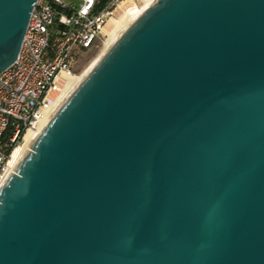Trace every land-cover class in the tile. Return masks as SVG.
<instances>
[{"label":"water","instance_id":"obj_1","mask_svg":"<svg viewBox=\"0 0 264 264\" xmlns=\"http://www.w3.org/2000/svg\"><path fill=\"white\" fill-rule=\"evenodd\" d=\"M36 0H0V71ZM0 183V264H264V0H153Z\"/></svg>","mask_w":264,"mask_h":264},{"label":"built area","instance_id":"obj_2","mask_svg":"<svg viewBox=\"0 0 264 264\" xmlns=\"http://www.w3.org/2000/svg\"><path fill=\"white\" fill-rule=\"evenodd\" d=\"M96 0H36L16 58L0 71V183L27 130L49 120L61 102L65 80L80 72L82 57L96 47L118 0L98 11ZM40 127V128H41Z\"/></svg>","mask_w":264,"mask_h":264},{"label":"bare ground","instance_id":"obj_3","mask_svg":"<svg viewBox=\"0 0 264 264\" xmlns=\"http://www.w3.org/2000/svg\"><path fill=\"white\" fill-rule=\"evenodd\" d=\"M153 0H142L144 3V6L140 9H138L135 5L134 0H118L113 13L114 15L110 17L107 21V24H105L104 32L105 36L107 37L106 40H103L104 47L101 49L100 54L95 58V60L90 63V66L85 69L83 73H81L79 76H72L68 77L65 80V88L64 91L59 98V102H62V100L68 95L69 92H72L75 85L78 83V81L88 72V69L94 65L97 61V59L100 57V55L105 51L106 48H108L114 41L116 37L126 28V26L131 23L130 21L134 20L136 16L139 15L142 9L144 7H147L149 4L152 3ZM41 125L38 126L36 130H27L23 135V143L22 145H19L18 147L14 148L11 154V160L9 162V165L12 167L16 162H18L21 157L24 155L25 151L28 149L30 143L36 136L37 132L39 131Z\"/></svg>","mask_w":264,"mask_h":264},{"label":"rangeland","instance_id":"obj_4","mask_svg":"<svg viewBox=\"0 0 264 264\" xmlns=\"http://www.w3.org/2000/svg\"><path fill=\"white\" fill-rule=\"evenodd\" d=\"M67 1H70V0H67ZM74 2L77 1V0H73ZM135 2V5L138 9L142 8L144 6V3L142 2V0H134ZM104 37H101V40L100 42H98L97 46L94 48L92 47L90 49V51H87L86 54H84V56L82 57L81 59V62L79 65V70L80 72L77 73L75 76H79L81 73H83L85 71V69H87V67L90 66V63H92L95 58L100 54V51H102L101 49H103L104 45L103 44V40L105 41L106 40V36L103 35Z\"/></svg>","mask_w":264,"mask_h":264},{"label":"trees","instance_id":"obj_5","mask_svg":"<svg viewBox=\"0 0 264 264\" xmlns=\"http://www.w3.org/2000/svg\"><path fill=\"white\" fill-rule=\"evenodd\" d=\"M111 0H96L94 4V10L98 11L103 5H107Z\"/></svg>","mask_w":264,"mask_h":264}]
</instances>
